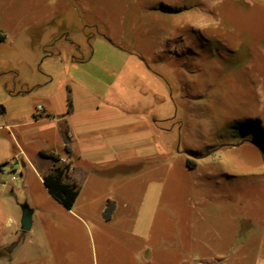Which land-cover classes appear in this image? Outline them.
<instances>
[{"label": "rangeland", "instance_id": "1", "mask_svg": "<svg viewBox=\"0 0 264 264\" xmlns=\"http://www.w3.org/2000/svg\"><path fill=\"white\" fill-rule=\"evenodd\" d=\"M263 5L0 0V90L27 84L24 103L43 92L61 109L84 95V71L96 100L175 116L160 123L163 154L80 187L72 208L34 180V229L10 239L21 237L20 264H264ZM67 34L93 47L80 69L45 58Z\"/></svg>", "mask_w": 264, "mask_h": 264}, {"label": "crops", "instance_id": "2", "mask_svg": "<svg viewBox=\"0 0 264 264\" xmlns=\"http://www.w3.org/2000/svg\"><path fill=\"white\" fill-rule=\"evenodd\" d=\"M262 8L264 10V5ZM51 42L55 45L57 39L50 37L47 44ZM64 42L61 49L50 52L45 58H58L68 69L70 67L66 62H71L74 68L79 69L90 63L93 47L88 42L85 45L72 40L69 34L64 37ZM67 46H73L74 50ZM81 73L82 77L75 83L82 87L84 95L80 101H74L69 93L67 104L61 109L56 108L51 96L43 92H39L44 101L42 110L38 109L41 104L24 103L33 98L36 92L35 87L31 88L27 84L19 89L5 86L0 90L1 264L17 261L19 255L21 258L17 263L25 260L21 237L15 242L10 239L18 235L20 230L34 229V218L38 212L34 206L37 203L27 202L38 196L32 182L37 180L47 189L43 175L53 165L50 157L40 154L42 151L59 154L60 162L69 164V175L81 190L98 184L101 182L99 179L117 171L134 170L139 163H148L158 153L163 154L158 134H167L171 129L162 127L160 123L175 116L166 115L155 119L147 115H133L134 106L124 104L117 97L109 100L103 96L98 97L101 100H96L91 88L94 77L84 71ZM46 76L50 78V75ZM45 83L37 85L41 87ZM108 89L107 94H110L111 89ZM65 146H68V150L64 149ZM18 180L22 185H16L15 181ZM22 204H27L33 210L30 230L21 228ZM17 207H20L19 214ZM5 248L8 249L7 253L3 252Z\"/></svg>", "mask_w": 264, "mask_h": 264}, {"label": "trees", "instance_id": "3", "mask_svg": "<svg viewBox=\"0 0 264 264\" xmlns=\"http://www.w3.org/2000/svg\"><path fill=\"white\" fill-rule=\"evenodd\" d=\"M0 38H2L1 35ZM64 149L68 150V146H65ZM40 154L50 157L53 161L52 167L43 175L45 186L56 200L65 207L72 208L79 195L80 186L76 181L71 179L69 175V164L61 163L59 154L44 151Z\"/></svg>", "mask_w": 264, "mask_h": 264}, {"label": "water", "instance_id": "4", "mask_svg": "<svg viewBox=\"0 0 264 264\" xmlns=\"http://www.w3.org/2000/svg\"><path fill=\"white\" fill-rule=\"evenodd\" d=\"M22 216H21V228L23 230H30L32 226V214L33 210L27 204L21 205Z\"/></svg>", "mask_w": 264, "mask_h": 264}, {"label": "built area", "instance_id": "5", "mask_svg": "<svg viewBox=\"0 0 264 264\" xmlns=\"http://www.w3.org/2000/svg\"><path fill=\"white\" fill-rule=\"evenodd\" d=\"M38 109L42 110L43 109L42 105H39L38 106Z\"/></svg>", "mask_w": 264, "mask_h": 264}]
</instances>
